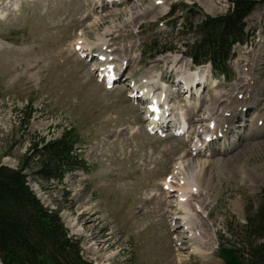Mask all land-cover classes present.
I'll list each match as a JSON object with an SVG mask.
<instances>
[{"label":"rangeland","instance_id":"rangeland-1","mask_svg":"<svg viewBox=\"0 0 264 264\" xmlns=\"http://www.w3.org/2000/svg\"><path fill=\"white\" fill-rule=\"evenodd\" d=\"M155 1L151 8L152 0H120L107 7L96 6L98 0H0V164L16 168L31 141L52 140L71 130L82 169L67 172L59 180H44L30 163L24 173L27 186L42 205L58 211L68 234L78 240L83 258L92 264H223L218 248L237 247L245 217L264 190V135L241 142L238 151L227 157L208 156L220 150L219 142L209 154L190 157L189 141L157 138L143 131L142 113L127 102L125 87L129 77L139 80L150 70L157 79L153 86L162 88L157 83L160 76L170 82L173 113L187 114L189 122L195 123L206 112L218 119L220 127L223 119L234 115L236 101L249 92L252 98L260 89L256 102L247 99L252 104L245 114L237 110L239 121L229 142L239 143V136L245 139L254 134L257 120L264 118V2L256 3L245 17L247 42L233 46L226 76L213 73L208 83L205 79L207 84L195 89L200 96L189 97V106L176 99L178 85L175 88L173 80L174 72L188 69L184 51L196 36L179 23L195 24L205 15L221 14L229 0H160L159 5ZM173 6L177 9L172 19L166 15ZM107 31L117 38L105 39L111 42L107 43L110 50L115 49V58L121 59L112 61L119 65L125 60L124 67L128 63L125 80L111 89L97 83L88 64L72 52L76 39L86 38L97 47L98 38ZM156 40L170 50L149 57L148 45ZM251 48L258 50L255 56ZM249 73L254 80L246 86L252 79ZM243 75L250 78L241 84ZM238 93L244 94L242 100H237ZM211 99L217 100L215 107ZM229 108L230 116H222ZM175 161V165L185 164L184 173L176 171L174 183L181 192L199 165L209 162L211 184L189 199L188 210L199 221L194 237L178 226L183 212L174 216L177 208L172 203L178 192L172 199L170 193L168 199L160 188L162 176ZM251 172L255 175L247 177ZM177 254L181 262L176 263Z\"/></svg>","mask_w":264,"mask_h":264},{"label":"trees","instance_id":"trees-1","mask_svg":"<svg viewBox=\"0 0 264 264\" xmlns=\"http://www.w3.org/2000/svg\"><path fill=\"white\" fill-rule=\"evenodd\" d=\"M258 2L264 0H230L222 14L183 23L196 36L186 54L193 62L209 61L225 71L231 46L245 38L244 18ZM149 49L160 53L166 47L156 40ZM75 140L67 130L52 140L31 141L19 166L0 164V264H92L81 256L78 240L68 234L58 211L43 206L27 186L24 173L33 163L39 178L59 180L66 171L83 168L74 153ZM241 230V264H264V190Z\"/></svg>","mask_w":264,"mask_h":264},{"label":"bare ground","instance_id":"bare-ground-1","mask_svg":"<svg viewBox=\"0 0 264 264\" xmlns=\"http://www.w3.org/2000/svg\"><path fill=\"white\" fill-rule=\"evenodd\" d=\"M155 0H152L151 2V8L153 6V3H154ZM157 1V0H156ZM155 1V2H156ZM159 4L160 3V0H158ZM122 4V3H121ZM159 4H156V5H159ZM115 5V4H114ZM113 6V5H112ZM103 9V8H102ZM116 32V31H115ZM107 36H110V38L112 40H116L117 38L114 37V33L113 32H109L107 31V33L101 37V38H98V44H97V48H98V54H105L107 52L106 49H109L107 47H110L106 42V37ZM85 38V37H84ZM79 39V38H78ZM77 44L80 46V48L82 49V53L84 56L86 55L87 53V50H91L90 46H88L85 42V40L83 38L79 39ZM102 48V50H101ZM77 53V52H76ZM106 56L108 54H105ZM260 57V56H259ZM107 61V63L105 64V66H108L109 64H112L113 66L115 65L114 61H112V59H105ZM258 61V60H257ZM99 64V63H98ZM128 64V63H127ZM127 64L125 65V67H123V69H127ZM117 66L114 68L115 70H119L121 69V66H122V62L118 64H116ZM200 66H204V65H200ZM94 69V67L92 68ZM112 69V71L114 70ZM205 67H197L196 69L192 70V72L190 74H188L187 76L184 75V77H182L185 81V78H186V81L185 82H188L186 83L187 86L189 87V89H191V87L194 86V88L199 85V84H202L204 86V84L206 85L207 83L204 82V79H206V72H205ZM110 72H107L105 73V75H108ZM118 74V72H116ZM162 76H160V79H161ZM156 76L153 74L152 71L150 70H147L145 74H143L139 80H137L136 82H133V85L132 87L129 89L130 92H132V89L134 86H136L138 83L141 84V87L142 88V91H143V94H146L148 95V99H149V102H153L154 100H157V95L154 96V92L151 91V89H155V90H160L162 88H158V86H153L154 83H156ZM153 83V84H152ZM251 84V83H250ZM249 83L246 84V86H249L250 85ZM157 85V84H156ZM177 86V85H175ZM179 87V85H178ZM260 89H255V94L252 95V98L250 97V92L243 98L242 100V97L241 99H237V100H242L241 102L239 101H236L234 104L237 106H239V113L241 112V108L244 106L246 107V110L244 111V113L242 112V114H245L246 111H247V108L249 109L251 107V104L252 102H249L247 101V99H252L253 101H257V95L258 93L260 92L259 91ZM191 91V90H190ZM151 92V95H149L148 93ZM156 93V92H155ZM216 93V92H215ZM257 93V94H256ZM160 95V92L158 93ZM133 97H137L135 94H132ZM158 101V100H157ZM210 101H212V106L215 107V104H216V101L215 99H211ZM236 111V109H235ZM235 111H234V115L232 116L231 119L227 120V119H223L222 122H221V127L223 126V124L225 123V125H228L227 127H225L222 131H221V136L220 137H215L214 139H211L209 142H207L203 147L202 145H195V143H192V146H194V149H195V154L197 155H201L205 152H208V154L216 147L217 143H221L220 146V150L217 151L216 154H209L208 156H211V157H217V156H229L231 154H234L236 152V150L238 151L239 147L241 146V142H253V141H257L258 137L260 135H264V126H261V125H258L257 126V123L254 125L255 130H254V134L248 136L247 138L244 139V137H241L239 136V143H237L236 141H233V142H229L230 140V135L233 134V130L236 128V124H235V121H239V119L236 117L238 116V114L235 116ZM241 114V115H242ZM240 115V114H239ZM174 117V115H172ZM230 116V115H229ZM206 117V118H205ZM210 117V118H209ZM205 118L206 120V125L202 124L200 121H203ZM213 119V115H207L206 116V112L204 113V116L202 119H200L198 121V123H200V125L198 126V128L200 129H205V127L207 126V124L209 122H211ZM263 123V122H262ZM217 126L214 127V129L212 131L213 134H216V129ZM251 128V127H250ZM175 129V127H174ZM212 133L210 132V135H212ZM238 135V134H237ZM234 137V136H233ZM236 137H234L235 139ZM232 139V138H231ZM244 140H247V141H244ZM204 141V140H202ZM201 141V143H203ZM218 143V144H219ZM217 161L221 160V157H218L216 158ZM231 163V161H228ZM227 162V163H228ZM229 163V164H230ZM232 164V163H231ZM209 165V162L208 161H204L202 164L199 165V171L197 172V174L195 176H192L189 180H187L186 183H184V192H181L179 189L178 190V193H177V197L176 198V202L175 203H172L175 205V207L178 209V210H181L183 212V217L179 220V223L180 226H184L186 227V230L188 232V236L189 237H194L196 235V232L194 228H198V217L193 214L192 212H190L188 210V206H189V199L190 198H195V197H198V192L201 190V191H204L205 188L204 186L208 187L210 184H211V176L208 177L207 175V167ZM214 165V164H213ZM177 167H175V171H179V173H182L184 168H185V164L183 162H181V164H177L176 165ZM173 169V171H174ZM237 169V168H236ZM184 173V172H183ZM252 175H250L249 173L246 175L247 177H252L253 175H255L254 172H251ZM179 175V174H177ZM184 175V174H183ZM182 176V175H181ZM171 177V175L169 176ZM190 177V176H189ZM207 179V180H206ZM178 180V179H177ZM176 180V181H177ZM186 180V179H185ZM165 183V182H164ZM187 184V185H186ZM168 187L172 189V186H171V183L169 182L168 184ZM171 191V190H169ZM168 191V189H164V192H166V195L165 197L170 199V197H168V195L170 194ZM193 191V192H192ZM197 194V195H196ZM162 205H165L164 202H161ZM161 205V206H162ZM197 205V204H196ZM173 207V206H172ZM174 207V208H175ZM196 209L199 208L197 206H195ZM180 211V212H181ZM198 212V211H197ZM204 216V215H203ZM200 217V216H199ZM197 218V219H196ZM174 220V219H173ZM172 220V221H173ZM198 221V222H196ZM182 224V225H181ZM178 229V227H176ZM184 233V232H183ZM198 234V233H197ZM199 235V234H198ZM201 235V234H200ZM200 235L198 237H200ZM188 237V238H189ZM197 237V236H196ZM199 240V239H198ZM202 240V239H201Z\"/></svg>","mask_w":264,"mask_h":264},{"label":"water","instance_id":"water-1","mask_svg":"<svg viewBox=\"0 0 264 264\" xmlns=\"http://www.w3.org/2000/svg\"><path fill=\"white\" fill-rule=\"evenodd\" d=\"M240 249L233 247H221L218 250V256L223 260L224 264H240L238 254Z\"/></svg>","mask_w":264,"mask_h":264}]
</instances>
